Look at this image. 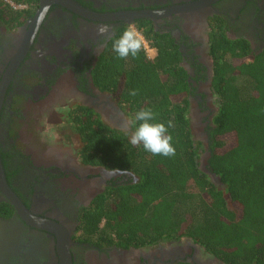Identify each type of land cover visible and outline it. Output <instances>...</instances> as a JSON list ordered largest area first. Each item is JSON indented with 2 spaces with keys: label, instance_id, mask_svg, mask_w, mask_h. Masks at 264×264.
Instances as JSON below:
<instances>
[{
  "label": "trees",
  "instance_id": "obj_1",
  "mask_svg": "<svg viewBox=\"0 0 264 264\" xmlns=\"http://www.w3.org/2000/svg\"><path fill=\"white\" fill-rule=\"evenodd\" d=\"M10 2L24 0H0V20L7 23L22 17ZM136 28L155 56L143 44L136 57L119 59L110 40L92 78L133 118L150 108L157 121L172 120L169 133L176 154L154 156L142 145H131L126 133L105 124L93 110L71 109L69 118L82 142L80 162L130 171L138 178L98 194L82 210L75 240L128 249L189 238L224 264H264V50L256 54L245 38H229L227 23L213 19L212 91L219 104L204 150L205 167L220 179V187L200 166L204 150L192 134L191 89L179 43L171 34L155 31L149 21ZM133 89L135 96L129 95ZM13 213L10 203H0L1 216Z\"/></svg>",
  "mask_w": 264,
  "mask_h": 264
},
{
  "label": "flooded vegetation",
  "instance_id": "obj_2",
  "mask_svg": "<svg viewBox=\"0 0 264 264\" xmlns=\"http://www.w3.org/2000/svg\"><path fill=\"white\" fill-rule=\"evenodd\" d=\"M71 1L99 15L144 9L172 13L155 21L137 18L128 23L125 19H91L68 7L67 0L10 3L22 16L10 23L0 20V151L10 189L32 214L53 220L70 233L72 264H224L189 238L128 249L75 240L81 212L98 194L112 184L138 178L130 171L83 165L78 156L82 142L73 126L76 146L69 150L63 141L45 150L36 144L38 148L31 150L24 135L31 117L42 121L57 115L54 121H58L55 109L64 107L69 117L77 106L93 110L105 124L126 133L125 117L130 115L92 78L110 41L100 45L104 38L97 35V26L107 24L116 31L131 25L137 30V23L144 21L179 43L182 66L189 75L191 106L197 103L209 126L217 111L212 102V21L222 18L227 36L245 38L258 54L264 50V0H218L207 6L201 0ZM46 4L38 23L36 16ZM2 202L9 203L0 188ZM57 244L55 234L28 224L15 208L11 217L0 215V264H60Z\"/></svg>",
  "mask_w": 264,
  "mask_h": 264
},
{
  "label": "clouds",
  "instance_id": "obj_3",
  "mask_svg": "<svg viewBox=\"0 0 264 264\" xmlns=\"http://www.w3.org/2000/svg\"><path fill=\"white\" fill-rule=\"evenodd\" d=\"M115 29L110 25L101 24L97 26V35L103 37L99 41L103 45L106 40H112V50L119 59H127L129 56L136 57L143 47V37L131 25L125 27L122 33L113 38ZM137 90L133 89L129 95H137ZM174 122L169 120L167 124L156 120V113L150 108L138 110L133 120L129 123L130 138L129 143L133 146H143L146 152L154 156L173 157L176 149L172 143L173 137L169 133V128H173Z\"/></svg>",
  "mask_w": 264,
  "mask_h": 264
},
{
  "label": "rangeland",
  "instance_id": "obj_4",
  "mask_svg": "<svg viewBox=\"0 0 264 264\" xmlns=\"http://www.w3.org/2000/svg\"><path fill=\"white\" fill-rule=\"evenodd\" d=\"M148 54L151 57L155 56V50L149 48ZM213 106L218 108V98L214 97V100H212ZM59 107V106H58ZM63 108H57L54 110V114H58V121H54L56 119V116H51V120H42L37 121L35 118L31 117L30 120V127L28 128V133L24 135V139H26L29 143L28 146H30V149L33 148L36 149L38 144L41 146L42 150H45L47 147L54 148L55 146L60 145V141L64 142V149L69 150L71 147L76 146V142H74L71 134L72 132V123L68 119L67 109ZM199 110V114H198ZM205 113H201V110L199 109V106L194 101L192 103L191 109L189 110V118L191 123V129L193 138L195 141L202 144L203 150L206 149V143H207V128L206 126V120H205ZM133 120L132 116L126 115L125 117V128L127 135L130 137V131L131 128L129 127V123ZM27 146V145H26ZM38 148V147H37ZM208 154L204 150L201 153L200 157V166L204 170L206 166V160H207ZM211 179L214 183H216L218 186H222L220 181L216 178H213L211 176ZM217 263H219L217 261ZM220 264V263H219Z\"/></svg>",
  "mask_w": 264,
  "mask_h": 264
},
{
  "label": "water",
  "instance_id": "obj_5",
  "mask_svg": "<svg viewBox=\"0 0 264 264\" xmlns=\"http://www.w3.org/2000/svg\"><path fill=\"white\" fill-rule=\"evenodd\" d=\"M64 2V0H62ZM218 0H201V4L204 6L211 5ZM68 7L72 9H77L79 12L83 13L87 17H90L91 19H96V20H105V19H125L128 23H131L134 19L137 18H145V19H151L155 21L157 18L169 15L172 13L171 10H164V9H159V10H149V9H144V10H137V11H125V12H119L115 14H110V15H99L95 13L88 12L81 8L80 6L76 5L73 1L67 0ZM43 5L42 9L38 12L36 16V22L39 23L42 17V12L45 9V6ZM208 154V152H207ZM204 171H206L210 176L213 178H216L217 180L220 181V179L214 175L211 174L210 171L204 168ZM0 188L3 191L5 198L9 201L11 205L16 209L17 213L20 215V217L26 221L28 224L47 230L49 232H52L53 234L56 235L57 237V242H58V252L60 253L61 256V262L60 264H72V258L70 254V233L59 223L49 220L46 218L38 217L32 214L26 206L23 204V202L19 199V197L10 189L6 176H5V171H4V166L1 160L0 156Z\"/></svg>",
  "mask_w": 264,
  "mask_h": 264
},
{
  "label": "built area",
  "instance_id": "obj_6",
  "mask_svg": "<svg viewBox=\"0 0 264 264\" xmlns=\"http://www.w3.org/2000/svg\"><path fill=\"white\" fill-rule=\"evenodd\" d=\"M11 3V2H10ZM12 5H14L13 3H11ZM142 36V35H141ZM143 37V36H142ZM143 44H144V46H145V48L147 49V51H148V49L150 48V46H149V44L146 42V40L144 39V37H143Z\"/></svg>",
  "mask_w": 264,
  "mask_h": 264
}]
</instances>
